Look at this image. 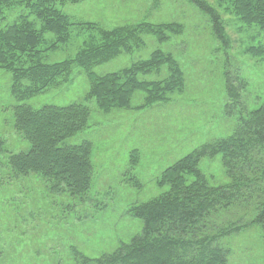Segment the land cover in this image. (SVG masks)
I'll return each mask as SVG.
<instances>
[{"label": "trees", "instance_id": "obj_1", "mask_svg": "<svg viewBox=\"0 0 264 264\" xmlns=\"http://www.w3.org/2000/svg\"><path fill=\"white\" fill-rule=\"evenodd\" d=\"M82 1L0 0V23L12 11H21L0 29V70L11 75V94L18 102L61 86L76 66L90 81L85 103L41 109L19 104L12 109L15 133L30 144V149L13 154L0 139V155L5 157L7 181H17L20 189L33 185L53 193L84 196L93 184V143H63L89 127L92 111L88 103L96 102L98 110L106 115L121 110L142 112L168 102L172 94L182 93L186 87L181 64L172 53L162 50L116 73L98 76L93 72L95 67L143 47L146 34L160 43L181 35L184 27L179 23H141L111 30L93 23L78 24L89 36L76 56L46 63L48 53L71 41L72 27L76 25L59 6ZM189 1L209 15L215 36L222 46L229 47L218 8L207 0ZM217 5L242 26L264 31V0H217ZM50 34L52 39L47 38ZM247 52L264 56L262 47H252ZM230 69L225 71V115L236 117L233 133L196 148L164 170L157 185L168 187V191L133 205L128 212L143 222L140 234L98 258L74 249L76 264H229V251L222 239L258 226L264 242V104L254 109L247 107L243 93L248 83L240 73L232 75ZM163 70L168 74L164 78L149 79L151 75L161 76ZM137 93L144 94V100L134 107ZM217 155L222 156L229 179L220 186L214 185L199 167L202 160ZM139 160L135 150L130 155V166L135 168ZM128 181L141 186L135 177Z\"/></svg>", "mask_w": 264, "mask_h": 264}, {"label": "rangeland", "instance_id": "obj_2", "mask_svg": "<svg viewBox=\"0 0 264 264\" xmlns=\"http://www.w3.org/2000/svg\"><path fill=\"white\" fill-rule=\"evenodd\" d=\"M220 11L229 37V47L215 36L209 15L189 0H84L59 6L76 24L72 39L47 54L45 62L72 59L89 36L78 24L93 23L106 30L141 23H179L181 35L160 43L146 34L144 46L93 69L98 76L119 72L139 60H147L156 50L172 53L185 73L186 87L174 93L168 102L155 104L142 112L113 111L104 114L96 102L89 127L69 138L63 146L93 143L94 178L84 196L53 193L31 186L20 189L17 181H7L5 157L0 155V264H76L74 249L90 258H98L129 243L141 233L143 222L128 212L133 205L148 202L168 187L157 185L165 169L202 145L230 136L236 117L225 115L227 91L225 71L246 80L243 93L247 107L264 104V56L248 54L252 47L264 49V31L244 27L232 15L207 0ZM20 10L0 23V29L15 20ZM52 39L53 35H47ZM236 73V74H235ZM151 75L149 79L167 76ZM61 86L24 102L11 94V75L0 70V139L11 153L27 152L30 144L14 130L13 108L27 104L35 109L46 106L66 107L85 103L90 90L86 73L76 66ZM144 94L137 93L133 106L143 104ZM3 148V149H4ZM137 150L140 160L130 166V155ZM200 169L216 186L229 183L222 156L202 160ZM128 176H126V174ZM137 178L136 187L128 181ZM126 179H128L126 181ZM229 251V264H264L261 229L252 226L222 239Z\"/></svg>", "mask_w": 264, "mask_h": 264}]
</instances>
